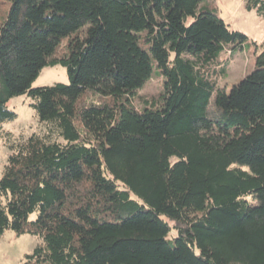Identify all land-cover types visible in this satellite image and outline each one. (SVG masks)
Returning a JSON list of instances; mask_svg holds the SVG:
<instances>
[{
	"label": "trees",
	"instance_id": "obj_1",
	"mask_svg": "<svg viewBox=\"0 0 264 264\" xmlns=\"http://www.w3.org/2000/svg\"><path fill=\"white\" fill-rule=\"evenodd\" d=\"M200 1L0 0V236L41 240L20 264H264V46L227 92L246 37ZM20 95L45 130L14 140Z\"/></svg>",
	"mask_w": 264,
	"mask_h": 264
},
{
	"label": "rangeland",
	"instance_id": "obj_2",
	"mask_svg": "<svg viewBox=\"0 0 264 264\" xmlns=\"http://www.w3.org/2000/svg\"><path fill=\"white\" fill-rule=\"evenodd\" d=\"M197 12L212 11L218 15L231 30L245 35L246 39L240 46H225L219 53V60L226 62L227 67L217 81L229 92L231 87L245 78L255 67V54L264 46V16L255 10H248L245 0H201ZM191 18L188 19V22ZM66 39L61 40L63 45ZM55 83H68L66 69L56 64L41 69L32 86L52 85ZM163 89V76L158 72L153 63L152 72L147 81L136 91L140 98L156 96ZM31 100L26 95L11 98L8 107L16 113V118L5 122L3 130L10 132L14 140L26 138L32 133L45 130L44 124L38 121L34 110L30 107ZM135 106H140L139 99H135ZM9 150L6 141L0 139V176ZM35 213L30 215L34 219ZM165 218V217H164ZM171 224V222H169ZM41 242L35 235H17L13 230L7 229L0 236V264H20L24 255L32 252L34 247Z\"/></svg>",
	"mask_w": 264,
	"mask_h": 264
}]
</instances>
